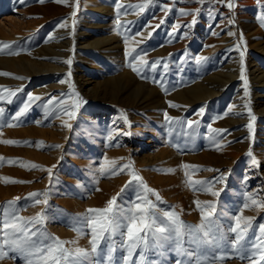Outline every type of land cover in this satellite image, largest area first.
<instances>
[{
	"label": "rangeland",
	"instance_id": "obj_1",
	"mask_svg": "<svg viewBox=\"0 0 264 264\" xmlns=\"http://www.w3.org/2000/svg\"><path fill=\"white\" fill-rule=\"evenodd\" d=\"M30 1L33 6L41 5L44 12L41 10L35 14L32 13L29 19L44 17L45 12L52 15L44 21L41 29L34 33L28 31L29 34L23 39L0 38V42H7L10 45V48L0 51V58L17 55L29 57L28 54L46 43L45 40L52 27L62 21L66 13L76 12L75 17H71V29L73 32L76 31L83 0H74V5L72 0H66L64 4H58L55 0H46L45 3H40L39 0ZM184 1L153 0L146 4V0H136L134 4L126 3L121 8L123 10L121 14L124 16L129 15V7L142 19H144L143 15H148L145 20H141L137 30L139 33L142 32L145 22L152 21L151 35L149 33L146 39V41L150 40L149 48L145 47V39L142 41L140 37H137L135 41L137 50L134 52L128 49L133 53V56H127L130 70L132 69L129 66L130 63L139 64V61L133 59L137 52L147 55L148 52L157 51L166 43L172 47L166 53H156L150 58L144 55L143 59H146L149 65L158 59L161 60V64L155 69L146 66L139 74L133 73L138 80L142 81L143 78L144 81L159 82L164 86L162 92L164 97L160 99L162 104H157L153 108L133 110L132 106L115 104L109 102L108 98L102 100L89 97L77 81L75 66L80 63L76 55L75 42L69 57L72 60L69 77L74 89L72 95H62L69 94L70 88L69 83L66 86L62 85L61 77L51 80L56 85L45 91H34L36 84L43 85L45 82L40 80L36 83L34 78L17 88L22 91L11 97L10 103L7 99L0 101V108L4 109L3 114L0 115V141L31 142L19 145L0 142V158H3V161H0V178L24 181V183H5L0 180V219H3L7 202L15 201L14 209H9L14 215L28 218L34 217L37 213H43L46 218L43 231L52 237H58L61 241H75L74 244L64 245L69 250L82 248L90 252L91 230L85 224L78 223V218L82 217L87 209L106 207L107 202L114 196H117V205L132 206L137 195L143 194L138 182L133 180L132 174H135L142 178L144 184L158 193L159 200L151 194H148V199L156 205L155 211L161 220L166 219L163 217L164 211H175L185 224H199L200 209L194 201H200L202 207L205 204L215 206L214 216L223 234L218 245L197 247L185 243L184 247L190 254L178 253L175 246L170 243L149 248L145 252L146 264H177L178 261L181 264H196L197 258L206 259L208 264H213V257L220 255L226 257L221 264H256L259 261V253L254 245L261 242L262 234L259 225L264 224V207L244 208V205L250 204L247 199L249 195L254 196L258 202H264V135H262L264 134V114L257 109H251V115L255 117V120L249 121L252 124V130L249 131L247 139L244 135L235 133L239 131V128L233 127L231 131L236 136H231V140L223 143L225 137L223 132L217 134L209 129V126L211 129H223L220 118L217 117H221L226 109L220 104V100L218 102L215 98L208 106L199 102L193 106L194 109L181 107L182 110L178 111L170 107L169 102L176 103L170 96L179 87L195 79L209 76L224 67L227 53L223 41L226 33L229 32L234 33L231 37L235 40L236 46L232 44L228 55H238L241 60L240 52H244L243 67L249 88V63L255 58L256 53L250 45L264 35V26H262L264 21L260 19L264 17V6L249 8L244 0H233L234 7L229 9L228 0H223V3L220 0H216L215 3L205 0L203 5L195 0L196 7L190 9L191 0ZM137 5L144 8V13L140 7H131ZM214 5L227 12L225 25L221 24V19L212 12L211 6ZM197 9L200 11L197 12ZM181 10L191 14L181 15ZM160 12L163 13L161 19L158 14ZM4 15L12 16L14 12L0 9V18ZM194 17L196 22L192 24ZM124 18L116 27L121 36L123 35L120 38L122 43H126V40L130 42V38L135 35L132 33L130 37H126V31L130 25ZM230 20L234 23H229ZM176 25L181 27L174 31ZM224 29L227 30L226 33ZM111 30L108 28L106 33ZM30 33H32L31 36ZM241 35L243 43H241ZM9 52L16 54L9 55ZM90 56L99 60L93 54ZM197 57L205 59L197 62ZM261 62L264 64V59H261ZM103 64L104 70L110 71L112 75H117L124 70L123 67L113 66L108 60ZM165 64L168 68L164 67ZM11 71L14 70L0 68V72L10 73ZM92 76L94 81L99 79L95 73H92ZM9 77L0 75V86L9 91H16L15 86H18L20 81L10 80ZM178 78L181 79L182 84L181 82L180 85L173 84ZM0 94L8 96L7 92ZM28 94L34 97L39 96L41 99L31 102L28 110L19 120H13L15 114L28 102ZM75 94H78L79 100ZM72 98H74L73 104H71ZM49 100H53V103L49 104ZM56 101H62V103H56ZM76 103L79 107L73 108L72 106ZM175 105H179V102ZM62 109L74 112V117L70 118ZM200 109L204 110L203 115H197ZM165 113L173 118V122L169 123L165 119ZM179 118L184 119L183 126L188 125L190 118H193L192 121H199L198 124H193L192 137L180 139L174 144L164 142L166 130L176 125ZM10 124L15 126H9ZM37 142H40L39 147ZM206 142L211 143L206 145ZM165 148L170 150L169 154L163 152ZM226 148H229L232 153L224 156L222 153ZM250 150L251 156L248 155ZM206 152L216 153L221 157H205L202 161H198L197 156ZM253 158L256 163H253ZM9 160L17 161V163L9 164ZM22 164H35L39 167L31 169L21 166ZM125 165L130 167L124 168L116 175H112L110 171L107 174L101 172L102 168L120 169ZM182 165L198 166V170L191 167L185 169ZM169 169L175 171L168 172ZM220 177L222 179L218 180L217 178ZM129 181L132 183L126 188L125 185ZM189 181L207 183L203 185L194 183L190 186ZM209 188L210 191H207L206 189ZM122 189H124L123 192ZM32 193L40 195L33 197L30 196ZM36 199H39L41 203L35 204ZM143 206L147 207V205ZM205 210L211 211L207 208ZM235 215L253 219L252 228L234 250L232 245L236 236L229 231V225L235 223L232 219ZM74 229H80V232ZM122 239L119 235L113 237L114 246L111 242L102 241L101 251L89 257V261L85 264H108L110 246L113 247L111 264H123V257L127 255V251L121 245ZM138 255L139 252H137ZM0 264H25V262L18 252L8 251L6 258H0ZM259 264H264V261H259Z\"/></svg>",
	"mask_w": 264,
	"mask_h": 264
},
{
	"label": "bare ground",
	"instance_id": "obj_2",
	"mask_svg": "<svg viewBox=\"0 0 264 264\" xmlns=\"http://www.w3.org/2000/svg\"><path fill=\"white\" fill-rule=\"evenodd\" d=\"M0 1V9L11 10L14 12V15L12 16L4 15L2 16L3 18H0V38L23 39V37L28 35L30 31L34 33L41 29L44 21L52 15L45 12L44 17L42 16L41 18L29 19V17L32 16V13L35 14L41 10L44 12L41 5L39 6L38 4V6H33L30 4L31 1L29 2V0H24L23 3L21 0ZM135 1L136 0H83V8L81 10L75 32L71 29L72 13H66L64 19L52 27V30L47 35V40H45L46 43L43 46L38 49L35 48L36 50L34 49V52L28 54L29 57H26L25 55H17L16 57H1L0 68L4 67L14 70L10 72L12 75H10L9 79L20 81L19 85L15 86V89L28 80H34V78L36 83L40 80H45L43 85L41 83L36 84L34 91H45L47 89H51L56 85V83H52L51 80L53 81L56 80V78L61 77V81H69V77L67 75L69 72L68 64L63 63V61L69 59L71 56L73 50L72 46L75 42L77 46L76 55L80 63V65L78 64L75 66L77 81L80 88L89 97L102 100H106L108 98L109 102L132 106L134 108L133 110L153 108L157 104L160 105L163 103L160 99L164 97V95L162 96L164 86L159 82L153 83L151 81H144L143 78L142 81L138 80L134 76L136 74H133L135 72L132 69L130 70L127 64L128 58L125 55L126 49L127 51L128 49L136 51L137 48H135V41L138 39L137 37H140L141 40L145 39L146 41L148 34L150 33L151 35L150 31L152 29V21H148L145 22L141 33L137 31L141 24V20H145V17L148 15H143L144 19H142L141 16H136L137 12L133 11V9L130 10V7V13L127 16L121 14L123 12L122 9H120L119 12L117 11V4L124 7L126 3L131 5L134 4ZM150 1L153 2V0H146V4H149ZM184 2H186V0ZM244 2L249 8L264 6V0H244ZM72 5H74V0H72ZM196 5L195 0H191L190 9L195 8ZM211 7L212 12L216 13V15L221 19V24L225 25L227 21V12L220 10L217 5ZM158 14L160 19L163 18L162 12ZM124 17L128 20L130 25L126 31V37H130L132 33L135 34L134 37L130 38L131 41H128L127 44L120 41L122 40L120 38H122L123 35L121 36V33L116 28L120 24L121 19ZM62 24H66L67 27H61ZM108 28H111L112 30L109 33H106ZM226 32L227 30L225 33ZM226 34V36L224 35L225 38L223 41L225 42V50L227 53L225 54L224 67L217 72L213 71L214 73L209 76L195 79L193 82L179 87L170 96L173 98V101L176 103L179 102V105L174 107L175 111L182 110L183 107L194 109L193 106L199 102H201L202 105L208 106L210 101L215 98L218 102L220 100V104L226 109V112H224L219 119L223 129L227 130L226 132H223V135L225 136L223 143L231 140V136H236V134H233L231 131L233 127L239 128V131L235 133L244 135L245 139H247V135L249 136V129L247 125L249 124L250 117L248 108L244 107L245 103L249 105L250 109H257L258 112L264 114V64L261 62V59H264V35L260 36V38L254 43H251L250 40V46L256 53L255 58L251 59L249 63L250 85L248 88V95L245 96L244 83L241 79L238 80L240 75L239 56L228 55L232 44L234 47L236 46L235 40L231 37V35H229V33ZM31 35L32 33H30V36ZM169 41L172 42L170 39ZM144 44L146 49H148L150 40H147ZM166 46H168L167 43L157 51L152 50L148 52V54L144 57L150 58L153 54L166 53L167 50L172 49L171 46ZM90 54L95 55L99 60H95L96 58L90 56ZM227 57L228 59L226 60ZM106 60L110 61L113 66L123 67L124 70L117 75H112L110 71L104 70L103 62ZM91 72L95 73L99 79L95 81L92 80L93 76ZM13 77H24V79L21 80ZM175 80L176 81H174L173 84L180 85V82L182 84L180 78ZM67 84L68 82L62 83L63 86H66ZM235 84L236 86L234 87ZM73 99L74 98L71 99V104H73ZM230 108L231 111H229ZM58 109H60L59 106ZM129 111L131 112L130 108ZM192 119L193 118H190L188 121ZM177 122L178 123H176V125H172L166 130L167 135L164 137V142L174 144L180 139L192 137L194 125L191 127H189V125L183 126V118L177 119ZM109 126L110 125H108V127ZM210 143L211 142H206V145ZM238 148L240 149L239 146ZM163 152L165 154H169L170 150L165 148ZM231 153V150L226 148L222 154L227 156ZM205 157L220 158L221 156L216 153L206 152L202 155H198L197 160L202 161ZM224 161L226 160H223V162Z\"/></svg>",
	"mask_w": 264,
	"mask_h": 264
},
{
	"label": "snow or ice",
	"instance_id": "obj_3",
	"mask_svg": "<svg viewBox=\"0 0 264 264\" xmlns=\"http://www.w3.org/2000/svg\"><path fill=\"white\" fill-rule=\"evenodd\" d=\"M23 3L24 0H21ZM40 3H45L46 0H39ZM58 4L66 3V0H55ZM196 2L203 5L205 0H196ZM209 3H215L216 0H208ZM223 3V0H220ZM117 11L121 9L122 5L117 4ZM131 7H140V10L143 11L144 8L137 5ZM227 7L232 9L234 7L233 0H228ZM197 12L200 9L196 10ZM191 13L184 12L181 10V15H190ZM75 17L76 12L73 11L71 14ZM264 21V17L260 18ZM195 17L192 20V24H195ZM75 23V21H73ZM229 23H234V21L230 20ZM189 27L191 25H188ZM264 26V24H262ZM61 27H67L66 24H62ZM181 27L180 25L174 26L175 29ZM229 35H234V33L229 32ZM241 43H243V36L241 35ZM127 44V40H126ZM10 48V45L7 43L0 42V51L4 49ZM237 49H239V45H237ZM135 51V50H134ZM9 55L16 53H8ZM126 56H133L132 52H125ZM146 53L137 52L134 56V60L139 61V64L130 63V67L134 72L139 74L142 69L146 66H150L152 69H155L157 65L161 64V60L158 59L152 62L149 65V62L146 59H143V56ZM241 60V68H240V79L244 81V91L245 96L248 95V86L247 80L244 74L243 67V56L244 52H240ZM197 62L205 59L204 57H197ZM63 63L69 65L68 77L71 76V58L64 60ZM164 67H167L165 64ZM0 75L10 76L12 74L7 72H0ZM16 79L23 80L24 77H13ZM69 83L70 93L62 94V95H72L74 93L73 86L70 81L62 80L61 83ZM22 91V89H17L16 91H9L6 88L0 86V93L7 92L8 96L0 94V101H4L7 99V102H11V97H14L17 92ZM77 99L79 100L78 94H75ZM39 96H32L28 94V102L25 103L24 107L20 108V110L15 114L12 118L13 120H19L21 116L28 110V107L31 102L36 100H40ZM49 104L53 103V100L48 101ZM56 103H62V101H56ZM170 107H176L175 104L169 102ZM73 108L79 107V104L76 103L72 106ZM245 108H248L250 121L255 120V117L251 115V109L247 103L244 105ZM65 114H68L70 118H73L75 113L69 112L67 109H62ZM203 109L200 110L198 115H203ZM231 111V108L229 109ZM4 112L3 108H0V115ZM220 118V117H217ZM165 119L171 123L173 122V118L168 116L165 113ZM199 121H188L189 127L193 124H198ZM9 126H15L10 124ZM70 127V125H68ZM249 131L252 130L251 122L247 125ZM217 134L221 132H226L225 129H211ZM2 143L8 145H19L21 143L30 144L31 142H21V141H13L6 140L0 141ZM37 146H40V142H37ZM58 147V146H56ZM249 156L252 155L251 150L248 153ZM0 161H3V158H0ZM9 164L17 163V161L9 160ZM253 163H256L253 158ZM114 164V162H113ZM21 166L26 168L35 169L38 168V165H24ZM130 166L125 165L122 168L117 169L113 167L112 169H101L102 174H107L109 171L112 175L119 174L124 168H128ZM183 168H194L198 170V166H189L182 165ZM51 173V170H48ZM168 172L175 171L174 169L167 170ZM133 180L137 181L139 187L142 189V195L138 194L135 201L132 202V206L130 207H121L116 204L117 196L112 197L108 202L106 207L104 208H90L87 209L85 214L78 218L77 222L81 224H85L91 230V239L89 240V244L91 246V251L89 252L86 249L75 248L74 250H69L64 247L66 243H75V241H61L58 237H52L48 235L45 231H43V224L45 222V216L43 213H37L34 217H21L19 215H14L12 211L9 209H14L15 201L7 202V207L4 211L3 219H0V258H6L8 255V251L18 252L22 258L24 259L25 264H85L86 261H89V257L96 255L101 251V242H111V245H115V241L113 237L119 235L123 239L121 241L122 247L127 251V255L123 257V264H146L145 260V252L149 248L159 247L164 243H170L175 246V250L180 254H190L188 250L185 249V243L196 245L197 247L204 245H218L219 240L223 238V234L220 232V226L218 225L216 218L214 216L215 206L212 204H205L203 207L201 206L200 201H194L196 203L197 208L200 209L201 220L199 224L196 225H188L180 220L179 214L175 211H164L163 217L165 220H161L155 211L156 205L152 203L151 200L148 199V194H151L159 200L158 193L155 190L149 188L147 184H144L142 178L138 175L132 174ZM187 176L188 173L186 172ZM222 179V177L217 178ZM5 183H24V181H16L10 178H0ZM132 181H129L125 187H129ZM194 183H199L201 185L207 182H193L189 181V185L191 186ZM197 190V189H193ZM210 191L209 189H206ZM122 192L124 189L121 190ZM216 195V193H212ZM39 193H32L30 196L38 197ZM46 195V193H45ZM119 195V194H118ZM249 203H245L244 208L252 207H264V202H258L254 196L249 195L247 197ZM46 203V200L44 201ZM35 204L41 203L39 199L34 201ZM143 205H147L144 207ZM205 208L211 209V211H206ZM235 223L229 225V231L234 233L236 236L235 241L233 242V249H237L238 245L242 240H244L247 232L252 228V219L248 217H242L241 215H235L232 217ZM163 226H160V225ZM39 225L40 227H36ZM126 229V232H125ZM259 229L261 232V242L257 245H254V248L259 253V261H264V224L259 225ZM80 232V229H74ZM219 233V235H218ZM36 237V239H33ZM187 238V239H186ZM6 249L8 251H6ZM113 251V247L110 246L108 248V264H111L112 256L111 252ZM137 252L139 255L137 256ZM226 257L224 255L213 257V264H221V262ZM243 258V257H242ZM259 261L256 264H259ZM177 264H181L180 261ZM196 264H208L206 259L197 258Z\"/></svg>",
	"mask_w": 264,
	"mask_h": 264
}]
</instances>
